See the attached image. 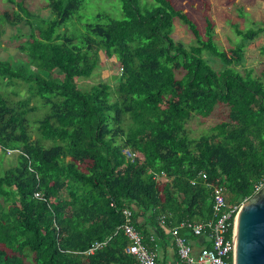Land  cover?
<instances>
[{"label":"trees","instance_id":"obj_1","mask_svg":"<svg viewBox=\"0 0 264 264\" xmlns=\"http://www.w3.org/2000/svg\"><path fill=\"white\" fill-rule=\"evenodd\" d=\"M84 1L48 0L42 25H33L27 0H9L12 8L0 13V25L29 28L16 45L19 62L0 60L2 87L19 81L28 89L17 101L0 91V151L16 161L0 167V264H136L124 251L123 210L148 243L147 228L162 236L184 221L214 219L209 191L190 184L199 172L230 205L250 199L264 181V66L236 69L245 41L264 33V23L236 29L243 42L224 51L209 19L202 36L173 0L144 9L139 0H119L122 19L97 14L76 43L57 31ZM175 20L193 44L174 41ZM100 52L118 63L117 84L81 91L75 80L92 75ZM35 99L48 112L31 127ZM216 110L224 118L190 138L191 118ZM95 242L105 245L85 255Z\"/></svg>","mask_w":264,"mask_h":264},{"label":"rangeland","instance_id":"obj_2","mask_svg":"<svg viewBox=\"0 0 264 264\" xmlns=\"http://www.w3.org/2000/svg\"><path fill=\"white\" fill-rule=\"evenodd\" d=\"M20 1V0H12ZM176 8H180L196 24L201 35H204L205 18L212 23L213 41L220 50L229 51L236 45L243 42L239 31H247L261 27L264 22V10L261 12V0H173ZM48 0H27L28 8L32 14L33 25H42V21L50 18V12L45 8ZM142 9L152 6V0H139ZM12 6L9 0H0V13L10 9ZM97 14L107 15L111 19H122L119 0H85L81 8L69 21L60 27L57 33L66 34L76 38L79 43L82 36L86 34V24L91 23ZM236 26V27H235ZM22 30L19 35L11 37L7 41L0 40V46L8 49L10 46L27 40V34ZM172 38L189 46L194 43V38L188 32L187 27L179 20H175L172 29ZM1 39V38H0ZM99 64L92 75L88 78H76L75 83L81 91H89L99 83H107L111 87L117 84L120 70L115 58H107L104 53H99ZM208 58L207 55H205ZM19 62V61H17ZM216 69L219 64L210 61ZM264 66V33L259 34L253 40L244 43V62L237 67V71L243 73L245 70L252 69L255 73ZM4 84V83H3ZM20 84L21 86H17ZM3 91L12 101H17L27 96V86L24 83L15 81L11 85L2 87ZM13 92L16 95H13ZM36 110L28 115L29 123L34 126V122L41 119L47 112L48 107L44 106L41 100L35 99ZM225 116V111L216 110L215 113L206 119L192 117L187 123L186 129L190 138H198L208 133L209 129L221 121ZM50 144L47 142L46 145ZM15 156H2L0 151V167L6 169L14 164Z\"/></svg>","mask_w":264,"mask_h":264},{"label":"built area","instance_id":"obj_3","mask_svg":"<svg viewBox=\"0 0 264 264\" xmlns=\"http://www.w3.org/2000/svg\"><path fill=\"white\" fill-rule=\"evenodd\" d=\"M12 151H7V155ZM122 154L126 161L133 162L135 154L129 148L122 150ZM164 174L155 176L154 179H162ZM200 181L209 191V198L212 203L214 219L206 223H197L184 221L177 227L169 229V235L177 257L182 264H232V247L233 237H229L228 233L232 230L233 222L241 205L227 204L223 198L222 187L208 181L205 172H199L197 177L191 180L190 184L195 185ZM264 186V181L254 186V193H257ZM38 197V194H35ZM124 223L121 226L124 236L128 240L125 247V253L134 258L136 264H157L156 253L148 250L143 242L142 235L135 229L132 223V213L130 210H123ZM161 222L163 219L161 218ZM180 229H186L192 237L202 238L204 243L194 250L193 243L190 238L179 233ZM105 242H95L84 252L85 255H92L97 249L103 247Z\"/></svg>","mask_w":264,"mask_h":264},{"label":"water","instance_id":"obj_4","mask_svg":"<svg viewBox=\"0 0 264 264\" xmlns=\"http://www.w3.org/2000/svg\"><path fill=\"white\" fill-rule=\"evenodd\" d=\"M232 237V264H264V186L241 205Z\"/></svg>","mask_w":264,"mask_h":264},{"label":"crops","instance_id":"obj_5","mask_svg":"<svg viewBox=\"0 0 264 264\" xmlns=\"http://www.w3.org/2000/svg\"><path fill=\"white\" fill-rule=\"evenodd\" d=\"M261 1L262 12L264 10V0ZM22 26L24 27V31L26 32V34L29 33V28L22 23L17 27H12L8 24L0 25V31L2 32L0 40H9L11 37L15 36L18 31H21L23 29ZM21 56L22 55L17 50L16 46H10L8 49H6V51L3 46H0V60L2 61H17L21 59ZM146 231L149 234L150 238L148 240V243H144V245L148 250L154 251L156 253L157 264H182L177 257L168 229L163 230L162 236L156 234L155 231H153V229L151 228H147ZM184 235L191 239L195 251L198 250V248L204 243V240L202 238H194L189 233H184Z\"/></svg>","mask_w":264,"mask_h":264}]
</instances>
